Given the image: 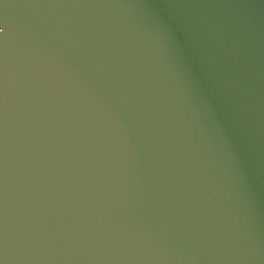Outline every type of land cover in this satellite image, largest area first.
<instances>
[{
	"label": "water",
	"instance_id": "95a60500",
	"mask_svg": "<svg viewBox=\"0 0 264 264\" xmlns=\"http://www.w3.org/2000/svg\"><path fill=\"white\" fill-rule=\"evenodd\" d=\"M0 264H264V0H0Z\"/></svg>",
	"mask_w": 264,
	"mask_h": 264
}]
</instances>
